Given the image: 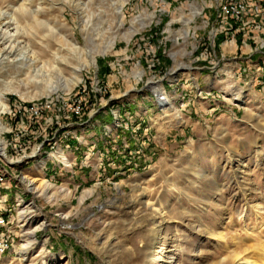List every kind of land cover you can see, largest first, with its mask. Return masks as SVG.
Returning <instances> with one entry per match:
<instances>
[{
    "label": "rangeland",
    "instance_id": "1",
    "mask_svg": "<svg viewBox=\"0 0 264 264\" xmlns=\"http://www.w3.org/2000/svg\"><path fill=\"white\" fill-rule=\"evenodd\" d=\"M116 1L0 0V25L12 34L21 29L16 40L35 52L24 56L17 46L0 63V88L10 109L0 113L7 131H0L6 144L1 162L8 157L23 162L37 148L38 156H55L54 137L84 120L85 138L93 145L90 156L105 146L113 151L114 144L115 151L123 150L124 141L128 154L131 138L141 140L134 155L122 159L123 169L110 167L98 176H85L78 189L67 186V177L49 181L56 189L67 187L71 199L60 194L53 203L25 186L28 206L18 211H23L22 235L14 238L16 249L25 241L31 244L29 259L22 264H139L140 250L153 256L160 242L142 194L146 188L163 205L170 197L162 237L167 254L176 256L173 264H238L234 248L255 260L252 245L264 247V223L255 219L253 208L264 205V92H247L232 72L222 77L219 71L264 51V0H125L123 25L110 6ZM235 3L254 15L225 12ZM101 16L100 26L106 38L116 36L115 46L97 53L95 67L83 69L82 81L71 93L64 92L62 82L76 73L72 65L57 64L52 53L69 39L91 48L82 26L88 17L96 25ZM198 69L203 70L202 80L226 82L219 91L236 87L230 97L226 91L176 92L177 75L200 76ZM50 85L58 93L45 98ZM157 87L175 110L164 109ZM237 91L239 99L233 98ZM214 100L221 105L209 112ZM33 103L50 107L38 118L15 112L20 104ZM141 105H149L146 124L153 121L150 138L160 145L146 165L125 173L126 163H133L147 146L136 123ZM46 219L49 224L40 226ZM246 224L257 231H248ZM212 231L233 236L231 249Z\"/></svg>",
    "mask_w": 264,
    "mask_h": 264
},
{
    "label": "crops",
    "instance_id": "2",
    "mask_svg": "<svg viewBox=\"0 0 264 264\" xmlns=\"http://www.w3.org/2000/svg\"><path fill=\"white\" fill-rule=\"evenodd\" d=\"M246 14H254L252 11H248ZM253 14V15H252ZM234 20L233 18H230ZM250 49H248V52ZM230 68L226 70L227 68ZM199 71L200 76L191 77L186 73L182 75H177V80L173 81L174 83L177 82V86H175L176 92H192L195 91L201 94H210L212 90L213 92L219 91L218 86L222 85L226 82H220V80L214 81L213 78H205L202 80L201 74H203L202 69ZM227 71H230L233 77L237 78L239 86L247 92H251L254 90L255 93L264 92V51H258V54H250L245 58H240L238 62L224 65L220 69L219 76H228ZM207 76V75H205ZM169 86V85H168ZM236 87L224 86L221 88L222 94L226 91L228 96L232 94V90ZM186 94V93H184ZM227 96V97H228ZM204 97V96H203ZM228 97V98H229ZM210 99L209 97H205ZM180 102L179 99H177ZM218 100H214L213 104L209 105L208 111L213 112L216 110L217 107L221 105L217 103ZM224 101V100H223ZM136 100L133 101L135 103ZM191 104L190 101H187V105ZM147 108L149 105L146 106ZM145 106H140L141 114L136 123L139 127L140 131L143 135L140 138H144V142H146V150L140 156H137V159L132 162H127L125 167V173L130 169H136L137 167H141L146 165L152 158L150 157L151 151L155 149V140H151V129L154 126L152 120H148V124H146V116L149 111ZM182 113L187 111L186 108L181 109ZM189 118L192 119L191 112H189ZM185 119V118H184ZM187 121V119H186ZM7 126V125H6ZM186 127V126H185ZM10 131V130H9ZM88 131V129H87ZM7 132V131H5ZM150 133V134H149ZM87 135L85 134V120L82 122L73 123L64 129L58 137H54V141H51L53 148H56L55 156L48 155V156H38V148L35 150L34 156H30L28 160L22 162V159H13L8 157L6 162L2 160L0 161V216L4 217L7 220V224L4 226H0V230L4 231L5 233H9L13 238L22 235V225L19 219V209L24 207L27 208L28 203L26 201V194H25V183L23 182V177L28 175L33 178H43L46 181H56L57 179L60 180L63 177L69 178L67 181V186L69 188H80L81 186L85 185V181L88 177L85 176H92V175H100L101 173L105 172L107 168H114L117 169L122 167V160L123 158H127L128 154L134 155V149L138 147V142L131 138V144L129 147H132L130 152L127 154V146L128 142L124 141L122 144L123 150L115 151L118 145L114 144L111 148L107 149L105 146V150H97L90 156L89 150L93 147L90 142L87 140ZM154 138V137H153ZM149 141V143L147 142ZM100 142H98L99 144ZM101 144V143H100ZM163 147V143L161 144ZM115 152H118L115 153ZM8 162V163H7ZM120 162V165L117 166V163ZM27 165H29L27 167ZM30 169L29 174H25L24 170ZM53 170L52 173L49 174L48 169ZM102 171V172H101ZM116 173H120L118 170L115 171ZM35 174V175H33ZM32 175V176H31ZM42 175V176H41ZM50 183V182H49ZM16 233V236H15ZM15 247V248H14ZM14 249L8 250L4 254H0V264H10L9 258L18 255L16 246L14 245ZM2 262V263H1Z\"/></svg>",
    "mask_w": 264,
    "mask_h": 264
},
{
    "label": "bare ground",
    "instance_id": "3",
    "mask_svg": "<svg viewBox=\"0 0 264 264\" xmlns=\"http://www.w3.org/2000/svg\"><path fill=\"white\" fill-rule=\"evenodd\" d=\"M235 4L240 5L241 8H243L244 10L246 9V6L243 3H235ZM232 5H234V4H232ZM110 6H111L112 10H115V13H116L115 15H116L117 20H119L120 24L123 25L124 20L121 18V16L123 15L125 0L113 2L112 5H110ZM106 10H109V9H106ZM225 11H226V7H225ZM259 11L260 10H256V12H259ZM227 13L237 14L238 13V7H227ZM12 18L14 19V21L16 20V17L15 18L12 17ZM102 18H103L102 16L99 18L101 21L100 22L98 21L96 23V25L93 23V21H91L90 17H88L86 20H84L85 23L82 26V28L84 30V34L86 35V43L92 44L91 48L88 49V47L85 45L82 47L78 44L77 41H74L73 39H69L68 41L63 43L62 48H58L57 50H55L52 53L54 60L56 61L57 64L65 63L66 65H72L73 71L76 73V78H73L70 81L66 80L65 83L62 82V84H63L62 90L64 92L69 93L70 91H72V89L79 82L82 81L81 75H82L83 69H89L92 66L95 67L97 53L106 54L114 48L115 42H116V36L115 37L114 36H108V38H106V36H105V34L107 33L106 29L104 30L103 25L100 26L101 23L103 22ZM2 25H3V22H2ZM2 25H0V36H1L0 39H2V40H0V63L3 61L4 56L10 57L13 54V52L16 50L15 48L17 46L19 47V48L17 47L19 49V51H21V55H24V53H31L32 55L35 54V52H33L30 49V47L24 48L20 45L21 42L16 40V37L14 34L15 33L18 34L17 32L21 29L17 28L15 33L12 34L6 28H3ZM132 35L126 36V37L128 39H130ZM95 36H97L101 42H103V39H105L104 44H108V45L102 46L100 43L98 44L97 39H95ZM14 57H15V55H14ZM34 57H36V56H34ZM34 57H32V58H34ZM50 86L49 87L51 88V91H49V93L47 94L48 96L45 98H51L55 95V93H58V92H56L58 87H56V86L54 87L52 85H50ZM156 91L157 92L159 91V96H160L159 101L164 106V109L166 111L175 110L177 108V107L175 108L173 106L171 99L169 98V96L167 94L164 93V91L161 88L157 87ZM240 93H241V91L235 92L233 94V98L239 99L240 95H241ZM49 107L50 106H46V105H42V106L35 105L34 103H33V105H29V106L23 105L22 106V108H28V110H31V112H39L40 109L46 110V108H49ZM71 109L74 111H77V112L79 111L78 108H76V109L71 108ZM9 110H10L9 105L7 104V102L5 101V98H4V89L0 88V113L1 112H8ZM40 113L41 112L38 113V116L40 115ZM5 130H6V127L1 123V119H0V131H5ZM5 150H6V144L4 143L3 140L0 139V151L5 152ZM23 182L25 183L26 187L29 190L35 192L38 196H44L47 200H49L53 203L59 199L60 194L61 195L63 194V196L65 198H67V200L71 199V197L73 195L72 192L67 187H63L61 189H56L55 186H53L51 183H49L48 181L44 180L41 177L33 178V177L28 176V175H25L23 177ZM140 193L141 192H139V194ZM142 194H143V197L146 199V205H147L148 209L150 210V213L153 216L152 221H153V224L156 226V231H155L157 234L156 239L158 240V242H160V245L158 246V249L154 250L153 256H151V253H149V252H144L143 250H140V256H139L140 262H139V264H165V262L168 264H173V262L176 261L173 258L176 259V256H169L167 254L168 251L166 249L165 242L163 241V237H162L163 236V233H162L163 219H167V215L170 212V208H168L170 197H169V199H167L168 201L166 202V204L163 205L160 202L161 200H158V201L152 200V194L147 188L144 189ZM135 199H136V197H135ZM252 203H254V202H252ZM253 208L255 209V211H254L255 219H257V221H261V223L263 224L264 223V205H262V206H258V205L254 206L253 205ZM19 217L23 218V211L19 212ZM0 219H5V218L0 216ZM244 221L246 222L247 219H245ZM6 224H7V221H0V226H4ZM45 224L46 225L49 224V221L47 219L43 220L42 223L40 224V226H44ZM246 229L248 231L251 230L253 232L257 231L256 227H250V226H247V224H246ZM212 233L215 234L216 236H218V238L220 240H223L225 247L227 249H231V243H230L231 239H232L233 243H235V241H236V239H234L233 236H232V238L228 239L225 233H218L216 231H212ZM256 233H258V232H256ZM252 237L253 236H250V238H252ZM252 239H254V238H252ZM161 240L163 242H161ZM14 244H15L14 238L11 235H9V233H7V232L5 233L4 231L0 230V254H4L8 250L12 249V247H14ZM30 245L31 244L29 242L25 241L22 244V247L17 248L18 249V255L10 257L9 261L11 263L13 261L14 262L16 261L17 263L22 264L24 261L28 260L29 257H28L27 249L29 248ZM252 246L257 249L256 255H258L257 258L255 260H252V261L249 260L248 258L244 257L243 253L236 250V248H234L232 250V252H234V254H235V259L238 261V264H264V247L260 246V248H259L256 245H252ZM149 249L150 248L147 247V250H149ZM246 249H248V248L246 247Z\"/></svg>",
    "mask_w": 264,
    "mask_h": 264
},
{
    "label": "built area",
    "instance_id": "4",
    "mask_svg": "<svg viewBox=\"0 0 264 264\" xmlns=\"http://www.w3.org/2000/svg\"><path fill=\"white\" fill-rule=\"evenodd\" d=\"M260 5H263V4H252V6H260ZM227 7H238V13H244V17L246 15L245 11L243 8H241L240 5L238 4H234V5H229V6H226V11L227 12ZM234 15V17H236V14H232ZM16 113H19V114H22L23 116H30L32 118H38V113L39 112H45V109H40L39 112H31V110H28V108H22L21 104L20 106H18V109L15 111ZM14 112V114H15ZM8 219H0V221H7ZM15 236H16V233H15Z\"/></svg>",
    "mask_w": 264,
    "mask_h": 264
}]
</instances>
